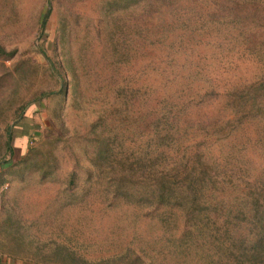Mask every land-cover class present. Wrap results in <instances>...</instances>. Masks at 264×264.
Listing matches in <instances>:
<instances>
[{"label": "rangeland", "instance_id": "obj_1", "mask_svg": "<svg viewBox=\"0 0 264 264\" xmlns=\"http://www.w3.org/2000/svg\"><path fill=\"white\" fill-rule=\"evenodd\" d=\"M123 1L0 0V46L13 53L0 59V252L43 264H54V243L92 261L128 248L146 263L183 264L192 253L189 246L184 258L178 245L184 227L176 209L108 206L95 192L66 205L61 182L72 169L81 182L84 171L61 143L55 178L12 167L29 147L61 134L59 124L69 133L81 124L59 85L72 84L71 72L92 104L113 101L117 89L121 101L135 92L139 116L148 111L141 103L184 101L182 121L195 134L228 118V93L264 77V0H129L119 10ZM53 89L62 93L34 100ZM9 132L13 153L6 151ZM256 134L245 121L224 141L194 142L222 156L225 168L238 158L252 175L264 169Z\"/></svg>", "mask_w": 264, "mask_h": 264}, {"label": "trees", "instance_id": "obj_2", "mask_svg": "<svg viewBox=\"0 0 264 264\" xmlns=\"http://www.w3.org/2000/svg\"><path fill=\"white\" fill-rule=\"evenodd\" d=\"M128 5L129 0L127 6L119 5L118 9ZM12 54L0 46V59ZM71 76L72 84L64 79L59 85H63V93L69 91V105L81 113V124L70 133L59 124L62 133L29 147L12 166L17 167L16 173L35 171L41 181L55 178L56 150L61 143L84 171L81 182L76 169L61 182L66 205L83 202L86 194L95 192L108 206L176 209L184 227L178 245L184 258L189 246L192 251L183 264H264V169H254L250 175L238 158L232 159L236 165L225 168L219 162L222 156L210 153L206 145L200 148L204 139L224 141L248 121L257 127L255 152L264 154V77L228 93V118L200 126V133L195 134L182 121L184 101L164 100L149 106L141 103L148 111L139 116L134 91L121 101L118 89L110 90L113 101L105 97L100 104H92L81 96L77 76L73 72ZM60 90L39 92L34 100L60 95ZM197 138L203 142H194ZM14 142L12 133H7V152L13 153ZM42 145L47 148L43 150ZM3 175L0 172V185L5 180ZM48 256L53 257L54 264H150L128 248L92 261L54 243Z\"/></svg>", "mask_w": 264, "mask_h": 264}, {"label": "crops", "instance_id": "obj_3", "mask_svg": "<svg viewBox=\"0 0 264 264\" xmlns=\"http://www.w3.org/2000/svg\"><path fill=\"white\" fill-rule=\"evenodd\" d=\"M0 264H39L31 258L0 252Z\"/></svg>", "mask_w": 264, "mask_h": 264}]
</instances>
